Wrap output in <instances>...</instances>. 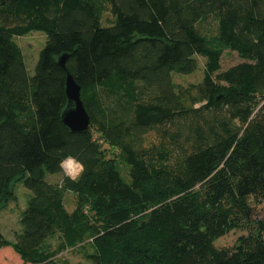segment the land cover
Here are the masks:
<instances>
[{"label":"trees","instance_id":"1","mask_svg":"<svg viewBox=\"0 0 264 264\" xmlns=\"http://www.w3.org/2000/svg\"><path fill=\"white\" fill-rule=\"evenodd\" d=\"M32 31L46 38L30 74L16 37ZM226 50L242 61L223 68ZM198 56L203 78L177 85ZM67 71L86 132L61 119ZM17 179L32 194L0 248L25 263L264 264L251 218L264 204V0H0V209ZM236 228L249 232L216 245ZM69 250L86 263L61 259Z\"/></svg>","mask_w":264,"mask_h":264},{"label":"rangeland","instance_id":"2","mask_svg":"<svg viewBox=\"0 0 264 264\" xmlns=\"http://www.w3.org/2000/svg\"><path fill=\"white\" fill-rule=\"evenodd\" d=\"M213 27L212 22H208L206 29L210 30ZM45 34L41 31H32L26 35L16 37V40L20 44L24 57L26 60V66L30 74L34 73L35 65L39 58V53L45 45ZM199 57L200 68L192 74H177L174 73L173 78L177 85L187 86L190 83L198 82L203 78L204 75V58ZM242 59L238 56L235 51L226 50L222 56V67L228 68ZM106 148H108L106 146ZM118 170L121 174L122 179L125 182L130 181L129 165L124 161H118ZM65 174V173H64ZM60 174H48L47 179L51 181L61 180L64 176ZM78 177V176H76ZM75 177V178H76ZM14 198L11 199L6 205L0 209V231L3 235L13 240L17 232H21V216L23 210L26 208L28 199L30 198L32 191L28 189L23 182V179H17L13 183ZM66 207L69 210H73L76 203L75 194L67 191L65 194ZM253 211L251 214L252 220L262 221L264 223V204H254ZM249 232L248 228H236L230 231L228 234L218 238L216 245L219 247H230L236 244L237 239ZM55 242V241H54ZM59 256L61 259L65 258L71 262L86 263L85 258L78 251H65ZM0 264H29L23 262L18 253L10 246L0 248Z\"/></svg>","mask_w":264,"mask_h":264},{"label":"water","instance_id":"3","mask_svg":"<svg viewBox=\"0 0 264 264\" xmlns=\"http://www.w3.org/2000/svg\"><path fill=\"white\" fill-rule=\"evenodd\" d=\"M66 58L67 54L58 57L59 65L65 70H67ZM65 94L67 103L61 113L62 122L72 133L86 132L90 126L91 117L81 98V86L68 71L65 80Z\"/></svg>","mask_w":264,"mask_h":264},{"label":"built area","instance_id":"4","mask_svg":"<svg viewBox=\"0 0 264 264\" xmlns=\"http://www.w3.org/2000/svg\"><path fill=\"white\" fill-rule=\"evenodd\" d=\"M62 169L66 176L75 178L79 175L82 166L76 159L67 157L62 162Z\"/></svg>","mask_w":264,"mask_h":264}]
</instances>
